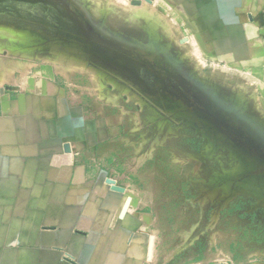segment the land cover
<instances>
[{"label": "rangeland", "instance_id": "obj_1", "mask_svg": "<svg viewBox=\"0 0 264 264\" xmlns=\"http://www.w3.org/2000/svg\"><path fill=\"white\" fill-rule=\"evenodd\" d=\"M183 1L0 0V54L108 88L198 250L264 259V62L208 46V0Z\"/></svg>", "mask_w": 264, "mask_h": 264}, {"label": "crops", "instance_id": "obj_2", "mask_svg": "<svg viewBox=\"0 0 264 264\" xmlns=\"http://www.w3.org/2000/svg\"><path fill=\"white\" fill-rule=\"evenodd\" d=\"M260 14L264 0H208V46L264 62ZM75 75L0 54V192H13L0 198V264H227L198 250L195 215L185 230L166 210L146 138L109 89Z\"/></svg>", "mask_w": 264, "mask_h": 264}]
</instances>
